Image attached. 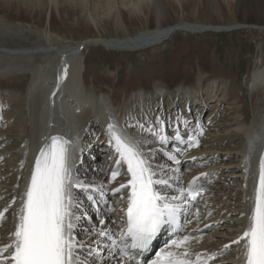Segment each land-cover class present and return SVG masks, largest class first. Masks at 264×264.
Listing matches in <instances>:
<instances>
[{
    "label": "bare ground",
    "instance_id": "1",
    "mask_svg": "<svg viewBox=\"0 0 264 264\" xmlns=\"http://www.w3.org/2000/svg\"><path fill=\"white\" fill-rule=\"evenodd\" d=\"M28 1H30V6H27ZM195 1L197 2V0ZM201 1H203L202 6L199 5L197 11L194 8V13L199 15L200 13H205L207 17L216 18V21H208L205 23L206 25L187 24L170 26L169 15L171 14V10L175 9L173 4L176 3L183 7L180 0H92L91 6L89 7L90 13L88 14L89 19L87 23L91 22L90 24L99 27L103 22L101 15L108 17L110 14H113L112 23L116 26L117 30L121 31L120 36L118 38L100 39V42H98L97 37H91L77 45H72L65 44L67 42H65L66 40L63 37L61 38L59 35L53 34L54 25L51 22H49L47 29L42 30V20L31 21V23H27L26 21L32 20L30 17L32 13L36 15L39 11L42 12L46 7H49L48 4L57 6L58 12L62 15L66 12V6L62 4L72 2V4L77 5V8L83 14H87L89 0H24L22 4L26 5V8L22 7V4L18 5L16 0H0V12L3 13V15L0 14V96L3 101L5 92H7V94L9 93V95L14 97H23L22 101H24L21 104H16L11 101L9 103L10 105L8 104L9 101H6L5 106L8 105L10 112L6 113V117L4 114L5 120L2 122L3 124H0V129H2L0 131V210L8 207L13 198L16 200V203L8 207V212L5 213L4 220L7 222H4L5 225L2 222L4 226L0 227V235L2 234L0 246L8 243L11 239L10 234L14 231L16 213L21 205V196L30 180V173L34 167L35 158L40 153V150L46 144L50 143L51 137L53 136H61L70 142L68 145L70 155L69 163L72 168L73 177L86 185H91L92 188H102L105 197L109 190L118 187L119 184L125 183L129 179V176L124 174L122 177L125 178L124 180H120L121 182L111 187L108 186L109 175L107 173L109 169L115 166V161L118 159L114 148L108 143L109 135L107 128L110 123H115L128 133L150 141L151 143L145 145V150L147 151L149 148L153 150L154 154L151 157L153 167L159 170V166H163L164 171L169 175H179L180 186L186 187L187 182L195 176H198L201 172L216 176L218 174V166H215L216 164L214 167H206L205 164V166L201 165L202 167L197 166V168H179V173H175L173 170L182 166H174L165 162L164 151L168 150L177 156L178 154L172 151V146L182 147L181 144L174 140L177 128L179 132L188 131L189 135L199 137L200 131L198 129H190L189 126L187 127L185 125V121H179L178 117L180 113L187 114V110H190V112L196 110L198 105H195V101L200 100L201 94L202 99L200 101L204 103V106L209 101L218 100L219 98L221 100L225 99L227 102H230L227 106L232 107L228 109L234 110L230 115H237L235 123L239 121V118H243V121L235 129L240 130L247 137L245 140L242 138V147L236 149L241 154L239 155L240 160L238 161V166L243 167L239 169V173L241 176L245 175L241 180L244 187V192H241V195L245 205L243 208H240L242 211V214H240L241 217L235 218V221H238V225L235 226V230L237 231H235L233 237L236 239L242 234L248 224V213L252 203L250 197L253 195L254 186L258 178V162L260 157L264 155V55L261 58V70L257 69L254 71L251 78V83L255 88L251 98L254 111V117L251 123H248L249 111H247L245 106H240L244 103L241 93L235 95L234 91H230V85L236 81L232 73V67L225 68L224 66L215 68V70L210 72L209 77L201 79L200 84L192 89V91L177 94L176 90L169 88L168 90L170 92H157V94L164 95L160 98L162 99L163 105L160 102L152 105L151 101H155L156 98L154 97V93L147 91V84L143 85L141 81L136 80L133 82L132 87L123 88V90L129 92L131 90H133L131 92L145 90L147 92L146 96L132 97L129 94L122 95L116 90L112 80H106L108 77H105L104 80L99 75L93 74L94 69L89 62L90 59L97 57V53L103 50L141 52L163 45L176 32H221L225 31L226 28H229L227 29L228 31L231 28L240 26H223L225 24L223 21L224 15L221 7L217 4V0ZM206 3L208 5L207 7L205 6ZM248 10L252 12L250 8ZM261 12L263 13V11ZM127 13L131 14V17L133 16L134 18L145 16L148 22L154 20L156 29L143 31L135 36H131L128 29L132 25L130 21L135 19H130ZM62 23L64 26L65 22ZM79 25L83 28V25ZM90 27L89 24L84 25V31H89L91 29ZM256 28L259 31H264V27ZM187 66L188 64H185L184 67L179 66L181 68L174 67L173 70L176 71L177 75L170 77L174 79L181 76L187 78V69H189V66ZM65 69L67 71L66 76L64 75ZM31 74L32 81L25 89L13 85L12 87L6 88L10 85L9 83L11 81L19 78L29 79L31 78ZM91 76H93L92 80H90ZM190 85L189 87L192 86ZM55 93L56 96L52 99ZM180 102H182L183 108H181ZM214 104V108H216L218 105L216 103ZM1 105L0 102V113H5L3 105ZM179 109L180 111H178ZM171 111L174 112V119L178 116V120L174 128L170 123L164 122L165 134L170 138L169 143L161 145L155 138H147L151 137V135L149 136L151 133L142 130L139 125L142 124L144 125V129H147L152 124H155V121L150 122L151 115H162L161 120L163 121V117L166 114H171ZM182 116L180 115V120ZM8 120L12 121L5 128V123ZM99 125L100 127H98ZM96 127L99 130H96ZM156 127L158 128L159 125H156ZM91 131L94 132V138L91 142H87ZM169 131L171 133L173 132L172 136L171 134L169 135ZM83 142L86 145L90 144L92 149L88 150L85 148ZM202 143L205 145L207 142L203 140ZM3 145L7 146L3 147ZM161 148H163L162 151ZM213 149L217 148L212 147ZM102 150L105 151L103 152L105 153V158L102 161L103 164L100 163L101 166L97 175L91 177L86 175L83 170H78L81 167L80 164H82L81 160L83 163L87 162V155L98 157ZM201 152H204L203 147H199L197 151H186L183 159H185L184 161L187 164H191L193 157L199 156ZM205 161L201 159L202 163ZM221 164L222 162L219 165ZM200 183L203 184L206 190L203 195L204 200L200 197L193 203L190 200H184L183 203L185 206L202 204L208 199L211 190L209 184L211 181L207 183V180L201 178ZM72 192L75 202L77 203V199L81 198L78 201H83L84 206L90 210L88 214L91 217L93 216L91 210L93 207L86 200L88 195H94L95 201L98 200L99 202L97 205L100 213L103 214L101 220L104 221V223H100L101 220L98 221V226H91L94 228L90 232L88 230V232L82 231L76 233L75 228L73 229L75 240L82 236L83 239H78L79 242H83L84 240L86 241L84 243L85 245L91 246V243L94 244L91 246L93 250L91 255H89L87 248L80 249V258L84 254L85 260L93 262L95 260L96 264H124V259L120 260L119 256L112 254L109 257V255L107 256L105 254L107 242L99 235V230L111 229L112 233L121 230L122 222L120 218L126 211L128 190L122 193L123 198L121 200L115 199L114 197L111 198V196L106 197L108 198L106 200L112 202L114 205H118L111 219H106V216L109 215L106 214V207L102 205V200L98 197L97 192H83L81 189L77 190L76 188H73ZM172 194L176 193L173 192ZM199 207L196 208L191 216L187 214V219L191 223H187L188 225L185 228L184 235L191 234L195 236L199 233L197 230L201 227V211L204 209V207ZM86 208L84 209L82 207L83 210H86ZM82 209L81 207L74 209L77 217L81 213L83 214ZM197 209L200 213L199 218L195 215ZM182 218L185 220L184 216ZM193 219L195 220L193 221ZM94 233H98V236L94 241L90 242L91 240L89 241V238ZM78 235L79 237H76ZM158 238V244L160 245L163 238ZM214 242L211 239L206 241L201 239L199 242L193 240L190 251L193 254H202L203 256L220 253V247L215 246L216 243ZM158 244L157 246H159ZM242 244L243 242H241V245L232 244L230 247L233 250L232 259L236 260V264H245ZM118 259L119 261L117 262ZM129 264H135V262L132 261ZM212 264H215V261Z\"/></svg>",
    "mask_w": 264,
    "mask_h": 264
},
{
    "label": "rangeland",
    "instance_id": "2",
    "mask_svg": "<svg viewBox=\"0 0 264 264\" xmlns=\"http://www.w3.org/2000/svg\"><path fill=\"white\" fill-rule=\"evenodd\" d=\"M23 1L24 0H16L18 5H21ZM91 1L92 0H89L87 14H83L77 8V5L72 4V2L62 4L63 6H66V12H64L62 15L58 12L57 6L48 4L49 7H46L45 10H42V12L39 11L36 15L32 13L30 15L32 20L30 19L26 22L31 23V21L42 20V30L47 29V27H49V22H51L54 25L53 34H57L61 38L63 37L66 40L65 42H67H63L65 44L77 45L84 40L90 39L91 37H97L98 42L101 41L100 39L104 40L118 38L121 31L117 30L116 26L112 23L113 14H110L108 17L101 15V20L103 22L101 25H99V27H95V25L90 24L91 22L87 23L89 19L88 14L90 13L89 7L91 6ZM180 1L183 7L176 3L173 4L175 9H172L171 14L169 15L171 24L170 26L187 24L206 25L205 23L208 21H216V18L207 17L205 13H200V15L194 13V8L197 11L198 6H202L203 1ZM29 2L30 1H28L27 6H30ZM217 4L223 11L224 20H222L225 23L223 26H240L234 27L235 29L231 28L228 31L227 29L229 28H226L225 31L221 32H176L163 45L141 52H117L116 50H103L97 53V57L89 60L92 68L94 69L93 74L99 75L100 78L104 80L105 77H108L106 80H112L116 90H118L120 94H129L132 97L147 95L145 90H136L134 92H131L133 90L130 92L123 90V88L132 87L133 82L139 80L143 85L147 84V91L155 94L154 97L156 99L155 101H151L152 105H156L159 102L161 105H163L161 101L162 99L160 98H162L164 95L162 96L161 94H157V92H170L168 90L169 88L176 90L177 94L192 91V89L196 88L200 84L199 82L201 79L209 77L210 72L215 70V68L217 69L224 66L225 68L232 67V73L233 76H235L236 81L230 85V91H234L235 95L241 93L244 103H242L240 106H245L247 111H249L248 123H251L254 117L251 98L253 91H255V88L251 83V78L254 71L257 69L261 70V58L262 55H264V31H259L256 28L264 27V0H217ZM27 6L22 4V7L24 8ZM205 6H208L207 3ZM249 8L252 10V12H249ZM261 11H263V13ZM0 14L3 15L1 12ZM128 17L130 19H135L130 21L132 22V25H130L128 29L131 36H135L143 31L153 30L154 28L156 29V23L154 20L148 22L145 16H142L141 18H134L133 16L131 17V14H128ZM62 22H65L64 26ZM79 24L83 25V28ZM86 24L91 26L89 31H84V25ZM185 64H188L189 66V69H187V78L181 76L177 79H174L173 77H170L177 75L176 71L173 70L174 67L181 68L182 66L184 67ZM231 64L232 66H230ZM30 77L31 78L29 79L19 78L11 81L9 83L10 85H8L6 88L12 87L13 85L20 86L25 89L32 81V74ZM92 79L93 76L90 77V80ZM189 84L192 86L190 85L191 87H189ZM150 93L149 95L151 96ZM201 95L200 100L202 99ZM22 99L23 97H14L9 95V93L7 94V92H5L3 101L0 96V102L3 105V109L5 111V113H0V124H3L2 122L5 120L6 113L10 112L8 105L5 106V103H7L6 101H9L8 104L11 101L15 102L16 104H21L24 102ZM200 100L198 99V101H195V105H198L196 110H193L192 112L187 110V114L179 112V117L176 116L175 119L174 112L171 111V114H166L165 117H163V121L170 123V125L174 128L175 123L179 118V121H187V127L189 126L190 129L192 128L199 130V128L196 127L199 124V126L203 128V132L199 135V137L201 140L200 147H203L204 152H201L199 156L195 157L196 159L193 160L191 164H187L185 162L184 164H181L182 167L179 168H197V166H205V164L206 167H214L216 164L215 166H218V174L216 176L209 175L207 183H210L211 181L209 184V188L211 190L208 199H206L202 204L200 203L195 206L192 205L190 207V211L188 212V216H191V214H193L196 208L199 206V208L204 207V209L201 211V227L197 230L199 233H197L194 237H202L204 241L211 239L215 241V246L220 247V253L222 252V254L217 253L216 258L211 260V264L214 263V261L215 264H236V260L232 259V248L228 250L223 249L224 245L229 244L232 240H234L233 234L235 231H237L235 230V226L238 225V221H235V218L241 217L240 214H242V211L240 208H243L245 205L244 199H242L241 195V192H244V187L241 180L243 179L242 177H245V175L241 176L239 173V169L243 167L238 166V161L240 160L239 155L241 154L236 149L242 147V138L245 140L247 137L241 133L240 130L235 129V127L243 121V118H239V121L235 123L237 115H230V113L234 112V110L228 109L232 107L227 106L230 102H227L225 99L221 100V98H219L218 100L209 101L206 106H204V103H201ZM181 103L182 102L179 104ZM214 103L218 105L216 108H214ZM181 108H183V104H181ZM178 111H180V109ZM180 115H183L181 120ZM151 117L152 118L150 122L152 123V121L156 122L157 118L161 120L162 115L153 114ZM55 118L57 119V117ZM11 121L12 120H8L7 123H5V128ZM98 127H100V125ZM98 127L95 129L99 130ZM1 130L2 129H0V131ZM172 133L169 131V135L171 134L172 136ZM183 133L184 135H187L188 131ZM150 135L151 137H146L154 139V136H152L153 134H149V136ZM93 138L94 132L91 131L87 142H91ZM203 140L207 142L205 145L202 143ZM83 145L88 150L92 149L90 144L86 145L83 142ZM5 146L7 145H3V147ZM212 147L217 149H213V151ZM101 152L98 157L87 155V162L83 163L81 160L82 164H80L81 167H79L78 170H83L86 175L91 177L97 175L101 166L100 163H102L105 158V153H103L105 151L102 150ZM201 159L206 161L202 163ZM220 162H222L221 165H219ZM203 195L204 194L200 196L202 200H204ZM78 199L77 207H81V209L83 207L85 209L86 207L84 206L83 201H78ZM117 206L118 205H116L115 208ZM113 209L114 208H112L110 211H107L109 214L107 218L111 219L114 216ZM81 211H83V214L81 213L79 219L75 221V232H88V230L90 232L94 228L91 226H98V221H100L103 216L100 214V217H91V215L88 214V212H90L88 208H86V210L82 209ZM209 213H211V215H208ZM194 220L195 219H193V221ZM4 222L7 221L4 220L3 224ZM3 224H1V226L5 225ZM205 225H211L212 227L206 228ZM87 226H89V228H87ZM1 235L0 239H2ZM97 236L98 233H94L89 238V241H94ZM76 237H79V235ZM78 239L81 240L83 237L81 236ZM78 239L76 241L79 242ZM221 241L222 243H220ZM85 242L86 241L83 240L82 243ZM92 245L94 244L91 243V246ZM107 255L111 256V253ZM84 256L85 255L83 254V257L80 258L81 261L87 264H96L95 260L94 262L87 261L85 260Z\"/></svg>",
    "mask_w": 264,
    "mask_h": 264
},
{
    "label": "snow or ice",
    "instance_id": "3",
    "mask_svg": "<svg viewBox=\"0 0 264 264\" xmlns=\"http://www.w3.org/2000/svg\"><path fill=\"white\" fill-rule=\"evenodd\" d=\"M64 75H67L66 69ZM184 123L187 125V121ZM139 127L153 134L161 145L169 143L170 138L165 134L164 121L159 118L147 129H144L142 124ZM197 127L202 134L203 128L199 125ZM107 130L108 143L118 155L116 168L111 172V180L116 181L120 175L121 164L126 165L129 179L112 189L113 194L128 190L119 239L111 229H100L99 235L110 241L108 248H119L124 264L132 261L140 264L137 256L149 251L152 242L162 230L179 233L185 224L191 223L187 219L191 206H185L183 202L189 198L195 200L204 191L200 181L201 178L207 180L209 174L201 172L187 187H182L179 175H168L163 166H159V170L153 167V150H145V145L151 143L150 141L128 133L115 123L108 124ZM174 139L181 144L187 143L190 147L199 146L196 135L189 136L185 141L178 128ZM69 143L61 136H53L50 143L40 150L30 173V180L21 196L14 231L10 234L11 239L0 246V264H84L80 259L79 250L87 248L89 255L92 254L90 245L76 241L73 236L75 221L79 217L75 215L74 209L78 205L72 189L99 192L101 197L104 192L102 188H92L91 185L73 177L69 163ZM176 151L183 150L178 148ZM166 154L169 160L180 165L181 161L176 155ZM195 159L193 157V160ZM173 171L179 173L180 169L177 167ZM173 192L176 194H172ZM87 198L94 199L92 195ZM250 199L252 203L245 230L236 239L224 245L223 250L230 249L232 244L241 245L243 242L245 264H264V155L258 162V178ZM15 203L13 198L8 207ZM8 207L0 210V224L5 219ZM195 215L199 218L198 209ZM182 216L185 217L184 224L181 223ZM100 223L104 221L101 220ZM201 239L202 237H194L191 234L177 235L160 249L151 264H209L210 260L216 258L217 253L203 256L190 251L192 241L199 242ZM129 249L136 250V253L131 254Z\"/></svg>",
    "mask_w": 264,
    "mask_h": 264
}]
</instances>
